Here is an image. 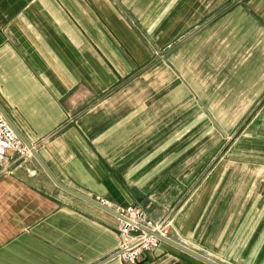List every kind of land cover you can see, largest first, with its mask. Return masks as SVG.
I'll return each instance as SVG.
<instances>
[{"label": "crops", "instance_id": "obj_1", "mask_svg": "<svg viewBox=\"0 0 264 264\" xmlns=\"http://www.w3.org/2000/svg\"><path fill=\"white\" fill-rule=\"evenodd\" d=\"M0 105L65 186L142 206L220 264H264L249 181L220 154L264 107V0H0ZM120 225L35 157L0 166V264H124ZM137 264L206 263L163 242Z\"/></svg>", "mask_w": 264, "mask_h": 264}, {"label": "built area", "instance_id": "obj_2", "mask_svg": "<svg viewBox=\"0 0 264 264\" xmlns=\"http://www.w3.org/2000/svg\"><path fill=\"white\" fill-rule=\"evenodd\" d=\"M31 157V150L0 112V166ZM97 201L123 217L119 227L123 242L114 259L124 264H137L143 253L155 251L163 243L150 232L169 237V224L152 220L142 206L112 207L104 199L98 198Z\"/></svg>", "mask_w": 264, "mask_h": 264}, {"label": "rangeland", "instance_id": "obj_3", "mask_svg": "<svg viewBox=\"0 0 264 264\" xmlns=\"http://www.w3.org/2000/svg\"><path fill=\"white\" fill-rule=\"evenodd\" d=\"M254 111V117L252 119L250 118L249 121H247L248 118H246L244 121L236 123V125L234 123H228L227 138L226 141L221 144L222 149L220 154L221 157L226 159L228 164L232 160L237 159V162L242 164L241 180H244V183H246V180L249 181L247 187H243V198L245 200L247 199L243 214L244 226H248L249 223L252 225L258 223L260 228H264V131L259 127L260 132L258 134H250L252 128L253 130L258 129L257 122L261 123L264 120V115L262 114L264 107H260L258 110L250 109L249 112L253 113ZM214 126L218 127V124ZM232 147H236L240 151L234 158L228 156ZM239 159L241 161H239ZM217 160H219V157H216L214 161ZM247 165H252L254 170L252 173L246 172ZM215 166L216 163L212 162L210 164L211 170H213ZM237 174L238 171L236 173L233 172L230 179ZM254 184H256L254 194L250 197V190Z\"/></svg>", "mask_w": 264, "mask_h": 264}, {"label": "water", "instance_id": "obj_4", "mask_svg": "<svg viewBox=\"0 0 264 264\" xmlns=\"http://www.w3.org/2000/svg\"><path fill=\"white\" fill-rule=\"evenodd\" d=\"M0 112L3 114V116L6 118V120L9 122V124L13 127V129L15 130V132L18 134V136L23 140V142L26 144V146L31 150L33 157H35L37 159V161L40 163L41 167L44 169V171L46 172V174L48 175V177L53 181V183L60 189L110 213L111 215H114L115 217H118L119 219H123V217L121 215H119L118 213H116V211H114L113 209L101 204L100 202H98L95 199H92L90 197H87L67 186H65L64 184H62L56 177L55 175L52 173V171L49 169V167L46 165V163L43 161V159L40 157V155L38 154V152L36 151V149L34 148L33 144L21 133V131L18 129V127L15 125V123L12 121V119L9 117V115L6 113V111L1 107L0 105ZM151 235H154L156 237H158L162 242L167 243L169 245L174 246L175 248L187 253L188 255L206 263V264H220L190 248H188L187 246L178 243L174 240H172L169 237H164L160 234L157 233H153L150 232ZM111 259H114V256L111 257Z\"/></svg>", "mask_w": 264, "mask_h": 264}]
</instances>
